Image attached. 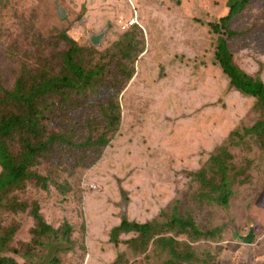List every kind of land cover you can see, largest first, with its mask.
Instances as JSON below:
<instances>
[{
	"label": "rangeland",
	"instance_id": "rangeland-1",
	"mask_svg": "<svg viewBox=\"0 0 264 264\" xmlns=\"http://www.w3.org/2000/svg\"><path fill=\"white\" fill-rule=\"evenodd\" d=\"M228 11L229 0H0V117L16 111L3 96L19 80L60 75L65 35L77 40L83 70L94 72L80 90L44 100L47 131L31 144L61 138L30 170L48 181L0 192V239L11 233L1 256L18 264H239L244 248L237 258L230 250L237 240L264 237V128L249 130L264 108L230 85L216 52L227 40L234 63L264 80V0H251L219 34L211 25ZM111 110L121 121L107 150L85 146L104 134ZM23 138L12 137L21 146ZM222 152L230 155L214 160L227 165L218 171L211 158ZM223 176L226 205L203 180L218 185ZM35 204L60 234H37ZM175 215L213 237L154 225L159 235L147 244L133 232L110 242L123 218L162 226ZM66 224L72 232L63 237ZM163 236L175 239L179 257L154 242Z\"/></svg>",
	"mask_w": 264,
	"mask_h": 264
},
{
	"label": "trees",
	"instance_id": "trees-1",
	"mask_svg": "<svg viewBox=\"0 0 264 264\" xmlns=\"http://www.w3.org/2000/svg\"><path fill=\"white\" fill-rule=\"evenodd\" d=\"M130 1V0H129ZM251 0H229V11L228 14L222 17L219 23L212 24V28L215 32L221 34V29L231 26L233 19L245 10L249 5ZM99 17H101L99 15ZM98 18V16L94 17ZM225 33V32H224ZM227 37L236 36L235 31H227ZM66 36V35H65ZM65 40L69 43V49L64 53L62 63V70L58 76H48L40 75L33 82L27 84L24 83V80H19L17 82L16 88L11 91H4V96L9 100L13 101L14 107L16 108L15 112H10L9 115L3 114L0 117V192H4L9 189H24L25 183L31 179H35L38 183H42L47 178H43L37 173L31 172V168L36 165V159L44 153H47L53 146L55 140L60 139L61 136L54 134L53 137L49 138L43 145L31 144L30 139L35 138L38 141H41L44 138V134L47 129L43 123L45 120L44 110L47 109L44 106L43 102L52 94H65L66 90L70 88H78L79 90L83 88V84L88 82V79H91L94 75V72L86 73L85 70L81 67L79 61L76 59L79 45L77 40L73 37H65ZM216 63L220 66L223 73L228 76L229 83L234 88H236L241 93L253 96L257 98L258 102L264 108V80L259 76H252L246 71L242 70L234 63V56L231 53L229 48V43L227 40L219 38L217 44L216 52ZM114 108L115 105H112ZM109 125L105 128L104 134L97 138H88L84 145L85 146H99L106 147L109 145L108 131L110 129H117L118 124L121 121L120 113L116 110H111V113L108 116ZM262 127L264 128V119L257 121L254 126L250 127L249 130H256ZM119 131V130H118ZM247 130L243 128V132H235L236 137H241L246 133ZM243 133V134H242ZM258 136H264L263 132H258ZM16 134L24 137L22 139L23 145L14 141L12 137ZM111 138V137H110ZM64 141V139H61ZM234 141V140H232ZM17 144L19 146V153L15 154L12 150V145ZM107 150V147L105 148ZM229 153H221L219 155L213 156L211 162L218 165V171H222L227 168L226 163H218L214 160L218 156H226ZM203 178V177H201ZM207 184H210L215 187V192L219 193L218 198H213L216 202L226 205L228 203L226 190L230 191L231 183L226 176L220 178V184L215 185L212 180L203 178ZM45 185V184H44ZM46 187V185H45ZM14 207V206H13ZM23 211L26 210V205H21ZM31 215L36 221V232L37 234L51 233L53 235H58L62 232L61 229L56 230L51 225H49L43 215L40 212L38 204H35L31 210ZM162 228H169L174 230L175 228H180V233H186L187 229H191V236L194 237H213V234L202 233L198 230L195 224L190 220H183L176 215L173 217L171 222L160 226L157 221L153 223H137L129 221L126 218H123L119 225L112 228L110 233V242L115 245H119L120 236L122 234L128 233H137L140 235V238L146 244L152 240L154 237L159 235L156 226ZM72 232V227L69 224H66L65 229L63 230V237H67ZM11 236V233L6 237L0 239V245L5 242V240ZM157 245L163 247H169V252L171 256L179 257L175 251L176 241L174 238H167L165 236L159 237L154 240ZM165 250V248H163ZM187 259L191 255L186 256ZM0 264H18L14 259L1 256L0 249ZM166 264H181L173 260H169Z\"/></svg>",
	"mask_w": 264,
	"mask_h": 264
},
{
	"label": "crops",
	"instance_id": "crops-1",
	"mask_svg": "<svg viewBox=\"0 0 264 264\" xmlns=\"http://www.w3.org/2000/svg\"><path fill=\"white\" fill-rule=\"evenodd\" d=\"M235 246L230 248L233 251L232 258L234 256L237 258L240 250L244 248V254L238 259L239 264L243 261L245 264H264V237L257 239L249 235L247 238H239Z\"/></svg>",
	"mask_w": 264,
	"mask_h": 264
},
{
	"label": "water",
	"instance_id": "water-1",
	"mask_svg": "<svg viewBox=\"0 0 264 264\" xmlns=\"http://www.w3.org/2000/svg\"><path fill=\"white\" fill-rule=\"evenodd\" d=\"M61 16H64V15H61ZM100 36H95L93 39H92V43L95 44V43H98L99 40H100Z\"/></svg>",
	"mask_w": 264,
	"mask_h": 264
}]
</instances>
